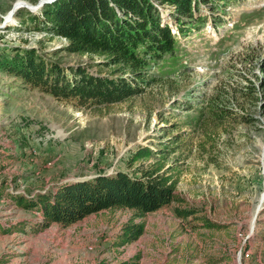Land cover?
<instances>
[{
    "label": "rangeland",
    "instance_id": "obj_1",
    "mask_svg": "<svg viewBox=\"0 0 264 264\" xmlns=\"http://www.w3.org/2000/svg\"><path fill=\"white\" fill-rule=\"evenodd\" d=\"M199 1L195 15L204 20L185 21L184 31L173 5L154 2L175 33L174 50L151 60L142 91L122 101L79 106L0 67V226L9 228L0 230V264H117L135 256L137 264H264V0ZM37 2L0 0V49L36 46L62 65L111 72L97 55L66 50L64 37L28 29L21 3ZM139 146L153 153L132 162ZM158 163L177 176L183 200L142 216L105 208L35 229L40 212L6 194L34 196L117 170L139 175ZM176 206L197 211L183 217ZM132 217L144 222L143 233L117 246Z\"/></svg>",
    "mask_w": 264,
    "mask_h": 264
},
{
    "label": "trees",
    "instance_id": "obj_2",
    "mask_svg": "<svg viewBox=\"0 0 264 264\" xmlns=\"http://www.w3.org/2000/svg\"><path fill=\"white\" fill-rule=\"evenodd\" d=\"M154 2L174 6L172 13L178 30L184 31L185 21L204 20L203 16L195 15L200 9L199 0H52L45 2L38 12L19 10L20 21L29 23L28 29L64 37L63 47L68 51L101 57V64L113 67L111 72H93L82 64L62 65L36 46L20 45L0 49V67L30 86L56 98L74 100L79 106L125 100L142 91L148 81L145 77L148 63L174 50L175 33L168 23H162ZM219 115L225 116L226 112ZM152 153L149 146H139L131 161ZM176 182L177 176L158 163L143 168L139 175L117 170L70 180L34 196L6 194L17 205L40 212L35 226L39 229L52 222L71 224L105 208H129L134 216H142L174 201H182ZM3 188L1 183L0 194L4 193ZM174 209L183 217L197 211L182 206ZM203 224L209 228L222 226L208 219ZM0 230L9 228L0 226ZM143 231L144 222L132 217L122 225L115 244L129 243ZM136 258L117 264H137Z\"/></svg>",
    "mask_w": 264,
    "mask_h": 264
},
{
    "label": "water",
    "instance_id": "obj_3",
    "mask_svg": "<svg viewBox=\"0 0 264 264\" xmlns=\"http://www.w3.org/2000/svg\"><path fill=\"white\" fill-rule=\"evenodd\" d=\"M49 1H52V0H38V2L35 3V4H33L32 7H31V4H30V6L27 5V4H25V3H21V4H22V5H23V4L26 5V6L28 7L29 10H34V9H36L37 7L43 5L45 2H49ZM257 211H259V206H258V208H257ZM255 218H256V217H254L253 222H255Z\"/></svg>",
    "mask_w": 264,
    "mask_h": 264
},
{
    "label": "crops",
    "instance_id": "obj_4",
    "mask_svg": "<svg viewBox=\"0 0 264 264\" xmlns=\"http://www.w3.org/2000/svg\"><path fill=\"white\" fill-rule=\"evenodd\" d=\"M259 237H263L264 236V230H263V233H258ZM262 240H264V237L262 238ZM258 243H259V240H258Z\"/></svg>",
    "mask_w": 264,
    "mask_h": 264
},
{
    "label": "built area",
    "instance_id": "obj_5",
    "mask_svg": "<svg viewBox=\"0 0 264 264\" xmlns=\"http://www.w3.org/2000/svg\"><path fill=\"white\" fill-rule=\"evenodd\" d=\"M249 253L248 252H246V255H248Z\"/></svg>",
    "mask_w": 264,
    "mask_h": 264
}]
</instances>
